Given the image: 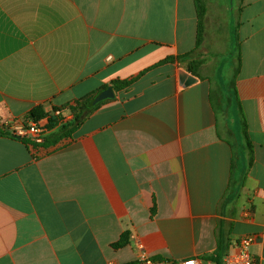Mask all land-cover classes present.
<instances>
[{"label":"crops","instance_id":"1","mask_svg":"<svg viewBox=\"0 0 264 264\" xmlns=\"http://www.w3.org/2000/svg\"><path fill=\"white\" fill-rule=\"evenodd\" d=\"M204 2L198 46L196 0H0V128L136 79L53 146L0 134V264H215L248 234L264 264V0Z\"/></svg>","mask_w":264,"mask_h":264},{"label":"trees","instance_id":"2","mask_svg":"<svg viewBox=\"0 0 264 264\" xmlns=\"http://www.w3.org/2000/svg\"><path fill=\"white\" fill-rule=\"evenodd\" d=\"M196 7L198 10V16H199V35H198V46H199V44L201 43V32L203 30L202 29V19L206 15L207 8H206V4L204 0H196ZM192 56H193V53L184 55V56H179L177 60L185 62L187 60H190ZM175 60H176L175 58H168L164 60L163 62H169V61H175ZM200 64L201 62L197 60H191V64L189 66L188 71L193 73L194 75H198V69L200 67ZM135 80H136L135 78L131 80H115L112 86H108V87L104 86L100 88L99 90H97L96 92H93L82 99L76 100L73 104L66 107V109H69L73 115V118L71 120L63 121L62 117L55 116L53 112H55L58 109H55L53 112H45L41 108H37L33 110L25 118L38 121V120H41L42 118L48 117L49 119L48 127L49 129H51V133L47 136L44 146L45 147L53 146L64 139L72 138L73 134L79 129V127L84 123V121L94 111H96L104 102L107 101L106 100L98 104H95V101L100 94L107 91L109 88H112L113 90H116V91L125 89L129 87L130 85H132L135 82ZM246 131L247 130L244 129V135H246V137L248 138ZM0 134L15 138V136L11 134L4 126H1ZM22 140L25 143H29L26 138H22ZM248 145H249L248 147H250V152L252 153L251 145L250 144ZM126 244H127V241L122 240L118 244V246L123 247ZM228 252H229V239L225 238L223 235H220L218 239V247H217L216 252L212 254L211 256L207 257L206 260L211 261L215 264H222L223 258Z\"/></svg>","mask_w":264,"mask_h":264},{"label":"built area","instance_id":"3","mask_svg":"<svg viewBox=\"0 0 264 264\" xmlns=\"http://www.w3.org/2000/svg\"><path fill=\"white\" fill-rule=\"evenodd\" d=\"M66 111L58 109L53 114L62 117L63 121H68L73 118L72 113L69 116L65 115ZM48 117L34 121L32 119H16L4 126L14 136L26 138L31 145H43L47 136L51 133L48 127ZM256 242L255 235H244L240 237L235 244V249L230 250L223 258L222 264H256L251 248ZM130 264H204L199 258H190L181 261H169L153 258L146 252H142L137 261Z\"/></svg>","mask_w":264,"mask_h":264},{"label":"rangeland","instance_id":"4","mask_svg":"<svg viewBox=\"0 0 264 264\" xmlns=\"http://www.w3.org/2000/svg\"><path fill=\"white\" fill-rule=\"evenodd\" d=\"M231 61H232V59L230 57L226 58V61L223 65V69L221 70L222 72L220 73V79H221V82L223 85L222 92H223L224 98L226 99V103H228L227 102L228 98H230V99L234 98V91H233L234 88L231 84V80H232L234 73H233L232 69H230V62ZM223 105H224V107L223 106L222 107L226 113V115L224 114V116H227V114L229 113L231 118L233 120L237 119V123H239L238 122V120H239L238 103L231 104L228 106V108H227V104H223Z\"/></svg>","mask_w":264,"mask_h":264},{"label":"water","instance_id":"5","mask_svg":"<svg viewBox=\"0 0 264 264\" xmlns=\"http://www.w3.org/2000/svg\"><path fill=\"white\" fill-rule=\"evenodd\" d=\"M183 77L184 78H187V77H190V79H192L193 81H196V78H194L193 76H191L190 74L186 73V72H183ZM115 97V92L112 88H109L107 91L103 92L102 94H100L96 101H95V104H98L100 102H103V101H106V100H109V99H113ZM15 138L17 140H21L22 137L20 136H15Z\"/></svg>","mask_w":264,"mask_h":264}]
</instances>
